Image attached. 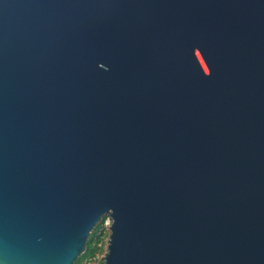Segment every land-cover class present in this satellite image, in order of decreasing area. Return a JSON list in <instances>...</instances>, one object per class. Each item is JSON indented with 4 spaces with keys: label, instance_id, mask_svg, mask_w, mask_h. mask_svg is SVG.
<instances>
[{
    "label": "water",
    "instance_id": "95a60500",
    "mask_svg": "<svg viewBox=\"0 0 264 264\" xmlns=\"http://www.w3.org/2000/svg\"><path fill=\"white\" fill-rule=\"evenodd\" d=\"M264 264V0H0V260Z\"/></svg>",
    "mask_w": 264,
    "mask_h": 264
},
{
    "label": "built area",
    "instance_id": "2783aa9c",
    "mask_svg": "<svg viewBox=\"0 0 264 264\" xmlns=\"http://www.w3.org/2000/svg\"><path fill=\"white\" fill-rule=\"evenodd\" d=\"M113 220L104 215L90 235L84 258L78 264H105Z\"/></svg>",
    "mask_w": 264,
    "mask_h": 264
},
{
    "label": "trees",
    "instance_id": "16d2710c",
    "mask_svg": "<svg viewBox=\"0 0 264 264\" xmlns=\"http://www.w3.org/2000/svg\"><path fill=\"white\" fill-rule=\"evenodd\" d=\"M87 254H85V256H86ZM84 255L78 260V262L77 263H75V264H78L84 257H85Z\"/></svg>",
    "mask_w": 264,
    "mask_h": 264
},
{
    "label": "snow or ice",
    "instance_id": "6c2138e0",
    "mask_svg": "<svg viewBox=\"0 0 264 264\" xmlns=\"http://www.w3.org/2000/svg\"><path fill=\"white\" fill-rule=\"evenodd\" d=\"M0 264H5V261L4 260H0Z\"/></svg>",
    "mask_w": 264,
    "mask_h": 264
}]
</instances>
